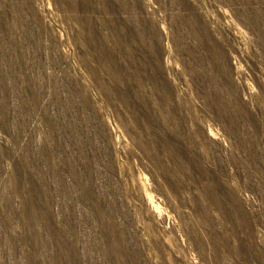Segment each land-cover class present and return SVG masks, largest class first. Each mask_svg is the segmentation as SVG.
<instances>
[{"label":"rangeland","instance_id":"374dc122","mask_svg":"<svg viewBox=\"0 0 264 264\" xmlns=\"http://www.w3.org/2000/svg\"><path fill=\"white\" fill-rule=\"evenodd\" d=\"M0 264H264V0H0Z\"/></svg>","mask_w":264,"mask_h":264}]
</instances>
